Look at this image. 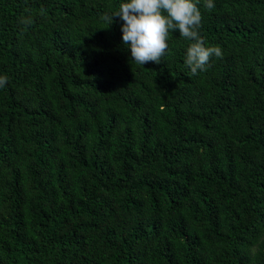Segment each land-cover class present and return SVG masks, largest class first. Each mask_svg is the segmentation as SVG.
I'll list each match as a JSON object with an SVG mask.
<instances>
[{
    "label": "trees",
    "instance_id": "trees-1",
    "mask_svg": "<svg viewBox=\"0 0 264 264\" xmlns=\"http://www.w3.org/2000/svg\"><path fill=\"white\" fill-rule=\"evenodd\" d=\"M120 2L0 0V264H264V0H200L196 75Z\"/></svg>",
    "mask_w": 264,
    "mask_h": 264
},
{
    "label": "clouds",
    "instance_id": "clouds-1",
    "mask_svg": "<svg viewBox=\"0 0 264 264\" xmlns=\"http://www.w3.org/2000/svg\"><path fill=\"white\" fill-rule=\"evenodd\" d=\"M200 0H121L119 10L111 19L122 21V42L130 51V59L138 65L160 63L169 49V33L178 32L192 41L185 52L186 65L193 75L205 71L213 57H222L218 47L206 46L200 35L202 13ZM205 7L215 8V0H206ZM21 23H32L31 15L21 18ZM112 24V23H111ZM110 24V25H111ZM9 77L0 74V88L6 87Z\"/></svg>",
    "mask_w": 264,
    "mask_h": 264
}]
</instances>
